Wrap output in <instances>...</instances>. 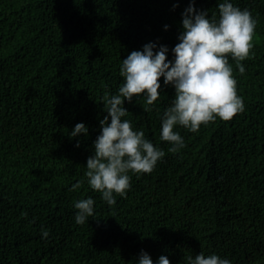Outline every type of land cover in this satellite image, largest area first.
Here are the masks:
<instances>
[{"label":"trees","instance_id":"1","mask_svg":"<svg viewBox=\"0 0 264 264\" xmlns=\"http://www.w3.org/2000/svg\"><path fill=\"white\" fill-rule=\"evenodd\" d=\"M191 2L0 0V264H136L142 250L171 264H189L199 252L254 264L238 258L214 199L221 196L224 219L237 227L264 224V0H232L257 20L243 74L229 57L243 112L195 132L177 126L184 147L170 152L159 137L174 86L161 77L154 105L142 94L125 101L124 119L165 152L147 178L157 202L139 191L140 178L134 202L117 195L109 206L85 176L108 115L103 97L124 80L122 59L149 42L167 45L172 59ZM220 2L195 6L218 19ZM79 122L89 133L73 138L68 133ZM89 196L95 217L77 224L74 203Z\"/></svg>","mask_w":264,"mask_h":264},{"label":"clouds","instance_id":"2","mask_svg":"<svg viewBox=\"0 0 264 264\" xmlns=\"http://www.w3.org/2000/svg\"><path fill=\"white\" fill-rule=\"evenodd\" d=\"M218 8L217 19L207 10H197L195 0H192L182 13L183 30L178 36L179 43L171 48L172 59H168L169 47L156 42L146 43L142 49L133 50L122 59L120 75L124 80L115 94L106 92L103 97L108 115L100 120L101 131L93 142V154L87 158L85 172L88 185L101 193L109 206L117 203V195L122 200L134 202L135 197L130 194L137 186L136 179L140 178V185L146 183L139 191L151 195L157 202V189L147 178L165 156L164 150L154 145L142 129L134 127L130 119H124L129 112L125 101L132 102L134 96L142 94L147 105H154L162 92L161 77L164 85L174 86L175 96L164 110L159 137L170 143V152L184 147V138L175 130L177 126L195 132L201 124H207L217 116L228 120L245 110L244 99L237 94V81L229 57L236 61L239 73L243 74L245 67L241 61L249 56L253 47L257 20L249 9H242L232 0H223L218 3ZM88 133V126L79 122L68 134L75 138ZM81 183L73 184L72 190H78ZM214 201V211L228 227L227 236L238 258L264 264V224L238 223L237 227L235 222L224 219L225 202L219 194ZM94 206L95 200L90 196L76 200L75 223L84 224L90 217L94 218ZM41 231L46 239L49 231ZM222 255L199 252L188 260L189 264H235L230 255ZM136 264H171V261L167 255L154 260L142 250Z\"/></svg>","mask_w":264,"mask_h":264}]
</instances>
